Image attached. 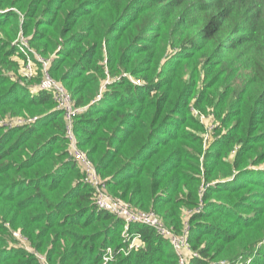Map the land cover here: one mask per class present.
Wrapping results in <instances>:
<instances>
[{
	"label": "trees",
	"instance_id": "1",
	"mask_svg": "<svg viewBox=\"0 0 264 264\" xmlns=\"http://www.w3.org/2000/svg\"><path fill=\"white\" fill-rule=\"evenodd\" d=\"M15 28L79 108L73 132L108 194L186 222L187 264H264V0H0V34ZM12 42L0 36V107L39 113L0 127V264H40L6 219L48 264H102L108 247L104 264H178L148 225L129 226L143 247L117 251L123 220L95 205L51 93L13 80ZM191 107H211L212 130Z\"/></svg>",
	"mask_w": 264,
	"mask_h": 264
},
{
	"label": "built area",
	"instance_id": "2",
	"mask_svg": "<svg viewBox=\"0 0 264 264\" xmlns=\"http://www.w3.org/2000/svg\"><path fill=\"white\" fill-rule=\"evenodd\" d=\"M21 33V32H19ZM19 51L23 54L22 66L20 67V74L25 78H31L37 74V70H39V75L41 76L38 83V90H44L50 92L52 95V99L54 101L55 107L60 109L64 113V118L66 121V136L68 140V153L69 155L75 159L81 169H82V180L84 183L94 188L95 205L102 210H106L111 212L114 216L123 220V230L121 231L122 245L117 249V251L127 254L131 250H138L143 247V242L141 240V236L138 232H130L129 226L131 223L148 225L155 230V232L165 238H168L169 242L174 249L178 264H187L189 259L197 256V251L194 250L189 241H188V224L184 222V228L175 232L172 227L168 226L163 219L157 214L153 209H136L133 208L128 202L122 200L118 197H112L106 191L105 181L102 180L89 158L87 152L79 147L76 144L75 133L73 132V118L79 108H75L72 105V98L70 93L65 89V87L49 73L48 65L50 58H43L36 54L33 49L29 47L28 41L21 38H17L14 42ZM35 71V72H34ZM135 83H138V80H134ZM191 110L195 115L199 117V119L205 122L206 130L213 127L214 122L212 121V113L204 114L203 112L197 111L195 108L191 107ZM36 117H33L29 120L22 119L20 117H10V119L6 120L5 128H12L15 126H20L22 124L33 122ZM208 134H205V138ZM201 206L197 208V210ZM192 210H185V214H189ZM20 231L14 232L12 230V234L15 239H18L23 245H25L40 261V264H48L45 256L38 251L31 249L27 245V239L25 236L20 234ZM112 253L110 257H108V252ZM114 250L108 247L105 251V254L102 258L104 260H108L112 257ZM247 261L243 262L242 260H237L233 263H229L228 261H212L210 264H246Z\"/></svg>",
	"mask_w": 264,
	"mask_h": 264
},
{
	"label": "rangeland",
	"instance_id": "3",
	"mask_svg": "<svg viewBox=\"0 0 264 264\" xmlns=\"http://www.w3.org/2000/svg\"><path fill=\"white\" fill-rule=\"evenodd\" d=\"M18 29L17 28H15V29H7V31L5 32V33H1L0 34V36L2 35V36H4V37H6V38H8L9 40H11V41H13V42H15L16 40H17V38H23V39H25V40H27L28 41V36L30 35H28V32L26 33V34H24L23 32L22 33H19L21 30H20V28H19V30L17 31ZM19 33V34H18ZM12 42V43H13ZM31 49H33V51L36 53V54H38L35 50V48L34 47H30ZM48 53H46L45 55H47ZM39 55V54H38ZM50 55V54H49ZM39 56H41V54L39 55ZM43 57V56H42ZM44 58V57H43ZM11 59L13 60V61H15L17 64H16V69H15V72L17 73L16 74V77H14L13 78V80H15V81H17V82H19L20 84H22V85H24V86H27L28 88H29V90H30V92L31 93H34V92H36L38 89V83H39V80L36 78V77H41L40 75H39V73H37L36 75H34L33 77H31V78H25V77H23L21 74H20V69H19V66H20V64H21V59H20V61H19V63H18V60H17V57L15 56V54L13 55V57H11ZM14 68H15V66L11 69L12 71L14 70ZM11 71V72H12ZM35 72V71H34ZM50 73V72H49ZM37 75H39V76H37ZM23 77V78H22ZM35 77V78H34ZM62 85H63V83H62ZM234 95H235V91L232 93V94H230L229 95V99L230 98H233L234 97ZM13 105H10V106H7V107H5V105L3 106H1L0 107V127H2V128H5L4 126H5V122H6V120H8V119H10V117H20V118H22V119H25V120H29V119H31V118H33V117H36L37 118V115H38V113H39V107H35V106H33V108H31V109H28V108H25V107H20L19 105H15L14 103H12ZM21 104V103H20ZM211 106H213V105H211ZM6 108H8V109H6ZM209 108V110H207V112L206 111H202V112H204V114H210L212 111H211V107H208ZM227 108V107H226ZM9 112H11V115H9L10 113ZM219 121V120H218ZM27 122H29V121H27ZM214 126V125H213ZM193 128V126H189L188 127V129H192ZM213 129V127H211V128H209V130H212ZM217 129H219L220 130V132H223V127L220 125V122L218 123V128ZM215 130H216V128H215ZM215 130H214V132H215ZM196 131V130H195ZM75 140H76V144H78L77 143V139H76V135H75ZM206 147H208V145H206ZM232 156V150L228 153V156H227V158H229V157H231ZM262 165H264V163L262 164ZM133 207V206H132ZM135 208V207H134ZM138 209V208H137ZM187 208H182V213H184V211L186 210ZM6 224H7V226L11 229V230H13L14 232H16V231H19V230H17L16 228L14 229L13 227H11L10 226V221H9V219H6V222H5ZM124 223V222H123ZM122 230H123V228H122ZM121 230V231H122ZM21 234V233H20ZM11 240V238H9L8 237V241H10ZM108 252V257H110V255H111V253H112V250L111 251H107ZM105 254V253H104ZM109 260V259H108ZM108 260H104V258H102V264H104L105 262H107ZM219 261H222V260H219Z\"/></svg>",
	"mask_w": 264,
	"mask_h": 264
}]
</instances>
